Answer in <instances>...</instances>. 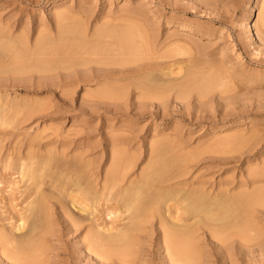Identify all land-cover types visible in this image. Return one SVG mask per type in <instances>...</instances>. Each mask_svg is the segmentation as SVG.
Segmentation results:
<instances>
[{
	"label": "rangeland",
	"instance_id": "rangeland-1",
	"mask_svg": "<svg viewBox=\"0 0 264 264\" xmlns=\"http://www.w3.org/2000/svg\"><path fill=\"white\" fill-rule=\"evenodd\" d=\"M20 2L27 9L23 16L12 10ZM60 10L61 13L58 12ZM56 12L66 15L67 19V15L71 14L73 20L69 18L66 22L65 16L58 19ZM55 21L61 22L62 26ZM124 27L128 34L124 33ZM112 28H116V32L120 29V33L114 34ZM64 29H68V33ZM96 29L105 35L112 32V38L118 34L126 41L128 38L127 42L131 45H125L128 51L122 57L126 59L125 55H128V61L132 59L133 63L126 66L152 67L153 76L144 77L142 81L149 84L145 85L152 90L154 85H157L155 90L159 86L162 88L157 89L160 93L156 91L153 96H143L141 90L144 92L142 87L146 86L140 88L133 85L129 82L132 79L121 81L122 84L117 82L123 87L124 96L103 99L104 104H101L102 101L92 104L89 94L107 90L111 85L100 82L59 86L57 78L56 95L48 91L51 88L54 90L55 86L49 88L44 83L46 79L36 72L12 74L8 70L16 64H37L36 59L40 57L25 53L28 49L29 52L37 49L36 42L42 41L43 36H46L43 41L51 37L58 40V45L55 43V46V41L49 39L50 44L65 48V44L77 43H74L75 39L71 40L76 35L78 41L79 31L83 30L91 36L98 31ZM60 34L70 36L66 35L68 38L61 42ZM0 35V234L11 233L16 237L26 233L27 236L33 234L29 237L31 240L40 238L33 255L26 254L16 260L8 252L10 247L0 237V264H264V204L261 201L252 210L250 230L227 239L214 231L218 222L211 219L213 215L209 222L210 216H206L205 222L202 213L200 217V213L197 215L192 211L190 214L186 208L184 213L179 211L185 218V226H190L192 230L190 232L188 227L182 229L185 232L181 238L185 240L188 237V241L180 238L183 231L178 233L180 241H183L181 249L186 251L182 261L178 262L172 256L173 249L167 246L168 227L174 221L163 206L164 200H161V206H157L159 212L155 206L156 211L153 208L146 211L147 218H140L142 214L139 215L140 220L145 222L138 218L140 229L134 232L136 240L132 249L119 252L107 245L92 244L90 236L98 225L113 227L112 231L125 227V223L130 221L129 212L120 208L116 214H107L106 205L96 204L100 209L87 214L79 211L78 204L74 208L71 197L66 191L61 192L58 185L57 188L46 185L53 176L57 179V175L62 176L60 172H65L62 170L68 163L61 155L58 162L52 165L56 168L51 167L50 171L45 168L43 171L45 174L54 169L60 171L61 168L58 173L51 172L57 175L52 176L48 172L50 178L46 177L49 180L43 175V187L51 189L54 196L51 199L53 202L47 205L46 215H42L43 212L40 216L39 212L31 214L28 210L32 198L27 196L26 177L21 174V167L31 163L28 155L37 149L38 143L63 139L71 142V147L74 141L83 145V150L88 149L85 161L90 163V167L100 168L103 174L111 168L116 153L115 157L120 158L121 165L130 167L129 179L137 180L145 173L154 175L158 167H165L169 176L182 160L185 175L178 179H184L187 185L193 183L192 187L203 183L207 188H212L211 185L217 188L219 183L227 182H232L231 186H234L241 180H251L255 171L264 169V0H0ZM111 36L106 37L107 40L105 38L107 43L104 47H111L108 43ZM10 39V44L16 40L23 43L10 46L5 43ZM66 41L69 43L64 44ZM22 44L27 46L26 52ZM113 48L108 51L116 54L118 49ZM38 61L41 62V59ZM218 73L223 85L212 84L213 88L200 94V87L198 90L196 86L198 81ZM216 80L214 82L219 83ZM193 82H197L192 85L197 87L195 89L190 86ZM184 85L185 95H182L179 88ZM164 89V92L161 91ZM59 97H65L66 101L61 102ZM252 133L256 137L250 139ZM232 136L235 137L232 139ZM239 136L242 140L237 138ZM226 137L228 142H222ZM112 139L116 140L114 146L111 145ZM53 147L50 144L44 146L42 155ZM59 147L62 152L68 153L66 160H73L76 156L59 144L55 147L58 153L61 152ZM152 157L154 162H150ZM61 159H64L63 166ZM34 161V165L38 164L37 159ZM170 162L175 164L172 163V166ZM259 185L264 186V181L253 187ZM180 194L176 197H181ZM187 201L186 198L181 203L186 204ZM111 202L109 200L108 203ZM89 205L92 204L89 202ZM218 208H214V219H220L223 213L224 209L220 207V212ZM81 219L83 223L75 224ZM31 224L34 225L31 227ZM17 226L21 228L16 230ZM30 228L38 234L34 235L30 230L32 234L28 235ZM40 241L44 244L42 250ZM187 242L190 244L188 247Z\"/></svg>",
	"mask_w": 264,
	"mask_h": 264
},
{
	"label": "bare ground",
	"instance_id": "bare-ground-1",
	"mask_svg": "<svg viewBox=\"0 0 264 264\" xmlns=\"http://www.w3.org/2000/svg\"><path fill=\"white\" fill-rule=\"evenodd\" d=\"M12 10L15 11L18 15H22V16H23V14L25 15V13L27 11L26 7L21 5V2L19 5L15 4L14 9H12ZM73 10H72V13H73ZM64 11H66V9H64ZM58 12L61 13V10ZM81 13L84 15L83 12H81ZM64 14H58L57 13L58 17L60 16L61 18L62 17L64 18V16H65L64 19H66V22H67L69 20L71 14L67 15V16H69L68 19H67L66 15H64ZM57 15L55 17H57ZM60 17L58 19H60ZM72 18H70V20H73ZM85 19H87V17H85ZM55 22H57V21H55ZM57 23H60V25L62 26L61 22H57ZM81 24L83 26V23H81ZM102 24H105V23H102ZM73 25L76 26V24H74V23H73ZM115 25H117V24H115ZM115 25H114V27H115ZM118 27L119 26L117 25V28ZM104 28H105V26H104ZM124 29H125V27H124ZM66 30H68V29H66ZM66 30H65V32H66ZM77 30H78V28H77ZM96 30H98V29H96ZM108 30L110 31V29H108ZM114 30L117 31V29L115 28L112 30V32H114V34L120 33L119 32L120 29L118 30V32H116ZM105 31L106 30L104 29V32ZM62 32H64V31H62ZM73 32L76 33L77 31L75 32V29H73ZM112 32L110 33V35L112 34V36L110 38L113 40L111 41V39H110L108 41V43H110V45H111V47H108V48L104 47V45L107 43L106 40L108 38H106V37H109L110 35L106 34L107 35L106 36L105 35L106 32L103 33L100 30L94 32L93 34H91V36H90V34L87 35L83 30L79 31L78 41H76L77 40V38H76L77 33L75 35V38H73L74 35H72L73 39L71 40L73 42V40L75 39L74 43H76V42L77 43L76 44L70 43V44L66 45L65 43H69V41L68 42L66 41V42H64L65 48H58L59 46L55 47L57 44L56 42L58 40L55 41V40L51 39V37L49 38L50 35H48L47 38L55 41V42L52 41L53 44L56 43L55 46L52 43L50 44L47 41L49 39H47L46 41H43V39L46 38V36H43L42 41L38 40V42H36V45H35V47H37V49L35 48L36 51L33 49V52L32 51L29 52L30 49H28L29 51L26 52L27 46L26 47L24 46L25 43H24V45L22 44L25 47V52H26L25 54H28L29 56H33L32 55V53H33L37 57H40L39 59L38 58L36 59V61L38 63L35 61L37 64L33 63L29 66H24V64L23 65L16 64V65H14V67L12 66L13 68L11 67L12 69L9 67L8 70L10 69L9 71L12 74H22V73H33L34 74L36 72L40 77L43 76L46 79V80H44V83L46 82V84L49 85L48 86L49 88L55 86V89L53 88L54 90H52V88L49 90L47 89V90L53 94H56V95H57V92H56L57 78H58V85L59 86L60 85H68L70 83L93 84V83H100V82H104V84L111 85L110 87L108 86L109 89L107 88V90L104 89V91H100V92L96 91L95 93L93 92V93L89 94L90 99L92 98L90 100V103H92V104H100V102L103 99H114V98H118V96L122 97V96H124L123 87L118 86V84L119 85H120V83L122 84L121 81H125V82L127 81L128 82V80L133 79L132 81H129L130 83L132 82L131 84L142 87L145 84H147V83H145V84L143 83L144 81H142V78L144 80V77L145 78L152 77L153 76L152 72L154 71V69L152 70V67L150 69L149 66H140V67L128 68L126 65L127 64L131 65L133 63L132 59L130 61H128L130 59L128 57V55L127 56L125 55L126 59H123L122 56H124V53L128 51L126 49V47L128 46V44H130V43H128L129 39L127 38V36H129V35H127L129 31L127 30V32H126V29L124 31V33L125 32L127 33L126 34L127 36L126 35L125 36H126L128 42L123 37L120 38L121 35L119 36V34L114 35V38H112L113 37ZM8 33H10V31H8ZM66 33H68V32H66ZM70 33L71 32L69 30V34ZM69 34L68 35L65 34V37L68 38L67 36H70ZM62 35H64V34H62ZM1 36L2 35H0V37ZM61 36H60V38H61ZM116 36L117 37L119 36L118 39ZM65 37L62 36L61 42H63V40H65L64 39ZM69 38H71V37H69ZM105 38H106V40H105ZM12 39L14 40V38H12ZM12 39H10L8 42H5V43L10 44ZM16 41L19 43H23L22 40H16ZM17 42L13 43V41H12V44L16 45ZM19 43H17V45ZM12 44H10V46ZM20 45L21 44H19V46ZM108 45H106V46H108ZM125 45H127V46H125ZM112 46H114L115 48L118 49V52L116 53L118 55L110 53L112 51ZM13 47H14V45H13ZM103 48H106V49H103ZM109 48L111 49L110 52L108 51V50H110ZM115 48H113V50ZM21 50H22V48H21ZM113 53H115V51ZM40 59H41V62L38 61ZM219 74L220 73L215 74V75L214 74L208 75L209 78L213 77V78H210V80L208 79V81H207L208 77L204 76L203 79H200V80H202V82L199 80L200 83H199V81H198V84H197V82H195V83L193 82V83H191L190 86L194 88V86H192V85L197 84L196 86L200 87V94H205L208 90L211 89L210 87L213 88V86L221 85L223 83V82L220 83L221 81L219 79H220L221 75H219ZM217 75L219 76V78ZM211 79H213V80L215 79L214 81H217L216 79H218L220 84L218 82L216 84V82H214ZM204 80L206 81V83ZM117 82H120V83H117ZM116 83H117V85L115 86ZM201 83L206 85V87L203 86ZM46 84H44V86ZM180 84H182V83H180ZM183 84H185V83L183 82ZM212 84H214V85L212 86ZM39 85H42V84H39ZM126 85H130V84L127 83ZM148 85L149 84H147V86ZM147 86L142 87V89L144 88V92L141 90V95L143 93V96L150 97V96H153L156 93V91H157V93H160L157 90L159 88V86L156 90L154 88L157 87V85L153 86V84H152L153 90L151 89V87H147ZM38 87H40V86H38ZM179 87H180V85H179ZM197 87H195V88H197ZM199 87L197 88L198 90H199ZM202 87H205V88H202ZM181 88H179V90H182L181 91L182 95H185V85L183 86L184 89L183 88L181 89ZM39 89H41V88H38V90ZM159 89H162V88H159ZM165 89L167 90V88H165ZM165 89L161 90V91L164 92ZM177 89H178V86H177ZM163 92H161V93H163ZM179 93H180V91H179ZM182 95H180V96H182ZM59 100L61 102L66 101L65 97H59ZM102 103H103V101L101 102V104ZM151 112L154 115V111H151ZM50 115H51V113H50ZM235 136H237V135H235ZM235 136H232V139ZM253 136H255V135H253V133H252V135L250 137L249 136L248 137L250 139L251 138L253 139L254 138ZM240 137L242 138V136H239L237 138H240ZM240 139H238V140H240ZM250 139H247V140H250ZM225 140H223V141L221 140V141L222 142H228L229 139L226 137ZM235 141H237V140H235ZM235 141L232 140L231 142H235ZM123 142H125V141H123ZM73 143H75V144L71 147V142H68L66 140H63V139L62 140H51V141L47 142L46 144L38 143L37 149H34L32 153H29L28 157L33 162L32 161H31V163L27 162L28 164L25 163V165L21 167V169H22L21 174L23 177H26L27 196H28V198H32L31 202L29 203L28 210L31 212V214L32 213L36 214V212H39V216H40L41 212H43L44 214H42V215H46V213L48 212L46 210H47V208H49V207H47V205H49L51 203L52 197L54 198L53 193H51L52 191L50 189L51 185H52V188H55V186L57 188V185H58V189L60 187L61 192L66 191L68 193V196L71 197V199L73 201L72 206L74 208L76 207L77 204L80 205L79 211H81V212H85L87 214L88 213L93 214V210L96 211V210L100 209L96 206V204L98 206L99 205H101V206L106 205L107 210H109V212L107 214H112V213L116 214L118 212L117 210H120V208H123L124 210L123 209H121V210H123L126 213L129 212L128 218L130 219V221L128 224L127 223H125L126 225L124 224L125 227L122 226L123 228L120 227L119 229L117 228V229H115V231H112L113 227L102 226L103 227L102 228L101 225L100 226L98 225L96 228L97 230L95 229L93 231L94 233L92 232L93 235L90 233L92 235V236H90V241L93 240L92 244H96V245L99 244L97 246L107 245L108 247L110 246V248L113 247L114 249H116L119 252L130 251L132 249V246L134 245V240H136L135 239L136 237L134 238V234H135L134 232H137L140 229V223L139 222L141 220H143L142 221L143 223L145 222L144 219L140 220V218H142V216L145 218H147L149 216V215L147 216V212H146V211H148V209L153 208L156 211V208H157V211H158L159 208L157 206H159V204L161 206L162 205L161 200H164L163 202H165V203H163V206H166L168 214L173 219L172 222L174 221L173 223L171 222L172 224H170L169 225L170 227H168V229H169L168 233L169 234L167 235L168 236L167 237V246H169L170 248L173 249L172 256H174L175 260L178 262H181L183 259V255L186 252V251L183 252L182 251L183 249H181V248H183V241H188L187 240L188 237H187V239L185 237V240H183L181 238L182 234H184V232H185V229L184 230H182V229L188 227V230L190 232L192 229L191 228L189 229L190 226H187V225L185 226V224H184L185 218H183L182 214L179 213V211H183L182 213H184V212H186V209H187L190 211L189 212L190 214L192 211L194 213L197 212V215H198V213H200L199 214L200 217H201V213H202V215L204 216L202 219L205 220V222H207L206 219L209 215L210 217L208 218L209 219L208 222L211 219L218 222V223L215 222L218 225H215L216 227L214 226L215 227L214 231L218 232V235L220 234L221 237L223 236L227 239L231 235L233 236L235 234H239V233L241 234V233L246 232L247 230H250L251 215H252V210H253L255 204L256 203L259 204V201H261V203L264 204V186L259 185V186L253 187L256 184L264 181V169H261V168L260 169L262 170V172H261V170L255 171L251 180H247V181L241 180L240 182H238L234 186H231L232 182L219 183L217 185L218 189L216 187L213 188L214 186H212V185H211L212 188H207L205 186V184H203V183L199 184V187H192L194 185L193 183L191 185H187L185 183L184 179L179 180L178 178H181L182 176L185 175V169H186L185 166L184 167L181 166L182 160H180V161L177 160V161H179L178 162L179 165H178V163L176 164V166H178L177 169H175L176 166H174L173 169H175V171L172 174H170L169 176L166 175L167 173L165 171V169H166L165 167L164 168L158 167L159 169H157L154 172L155 176L153 174L145 173L144 175L140 176L138 179L136 178L137 180H134V179H129L127 177L128 172L130 171V167L121 165L120 158L115 157L116 153H115V156L113 157V162H112V165L110 166L111 168L110 169L108 168L109 170H106L103 174V171L100 170V168H99V170H100L99 171L98 169H95L94 167H90V163L85 161V159L87 158V157L85 158V155L88 153V149L83 150L82 149L83 145L81 146L79 144H76V142H74V141L72 142V144ZM114 143H116V140L112 139L111 145L114 146L115 145ZM49 144L53 145L54 149L53 150L49 149L47 154L42 155L41 151H42L43 147L47 146ZM58 144L62 148L63 147L66 148V150L69 149L70 153L76 155V156L72 155V156H75L73 158V160H70V161L66 160L68 157V153L62 152L60 147H59V151L61 150L60 153H58V151L55 150V147L57 148ZM31 146L34 147V144H32ZM64 151H65V149H64ZM117 152H118V150H117ZM120 152H119V154H120ZM165 153H167L166 150H165ZM59 155H61V158H64L65 161H67L68 165H67V167L65 166L66 169L63 168L62 171H65L64 173L60 172L61 168H59V167L58 168L60 169V171H57V169L53 170V171H56L57 173L60 172V174L62 175L60 177L57 175L56 172H54L53 175H57V179H56V177L54 178V176L51 174V172H53V171H51V172H49V171L51 170L52 165L54 166L53 163L56 161L58 162ZM165 155H167V154H165ZM120 156H121V154H120ZM111 157H112V155H111ZM176 158H178V157H176ZM176 158H173L172 160H174V159L176 160ZM35 159H37V163H38V164L35 163L36 165H34V162H36V161H34ZM63 160L61 159V162L59 161L61 165H62ZM152 160H153V157L150 160V162ZM172 160L170 159L169 161H172ZM154 161H152V162H154ZM174 162H172L173 165L175 164ZM67 163H65V164H67ZM167 163H168V160L166 161V165H167ZM172 163L170 165H172ZM149 165H151V163ZM159 165H157V166H159ZM62 166H60V167H62ZM262 166H264V163H262ZM45 168H47L49 170V171H46L47 174L45 172L46 175L43 174V171L46 170ZM53 168H56V167H52V169ZM148 168H149V166H148ZM169 169H170V167H169ZM173 169H171V171ZM143 171L145 172L146 170H143ZM48 172L53 176V178L51 177L53 180L51 179L50 183H48L49 181L46 180L47 181L46 185L51 184L48 186L50 190H47L48 188L43 187V185L45 183L43 177L45 176L44 178H47L46 176H49V178H50V174L48 175ZM167 172H168V170H167ZM249 174H250V172H249ZM248 176H250V175H248ZM251 176H252V174H251ZM58 177H60V178L58 179ZM99 177L100 178L102 177L101 180H99ZM49 178H47V179L49 180ZM176 179H178V180H176ZM221 186H223V187L221 188ZM179 193H182V195L180 194L181 197L179 196V198H178V196L176 197V195H178ZM109 195H111L112 197L110 198ZM185 197L189 201V202L187 201L186 204L184 203L186 206L184 204H182L184 202V200H186ZM109 200H112L113 203L112 202L108 203ZM180 200L183 202L181 203ZM102 201H104V202H102ZM159 201H160V203H159ZM89 202H90V204H92L91 206L89 205ZM101 202H102V204H99ZM179 205H181V206L184 205V206L181 207ZM155 206H156V208H155ZM216 206L224 209L223 213L220 214L221 216H219L220 219H218V218L214 219V217H213L214 215H216L213 213L216 210L214 208H218ZM219 208H218V210L221 212L222 209L221 208L219 209ZM208 212H209V214H208ZM215 213H216V211H215ZM140 214H142V215L139 218ZM37 215L36 216L33 215V216L37 217ZM192 216L196 217L193 214H192ZM211 216H212V218H211ZM138 218L140 221L138 220ZM86 219L88 220V218H84L85 221H86ZM82 220L83 219H81L80 221H77V223H75V224H78V222L83 223ZM196 221H198V220H196ZM32 225H34V224H31V227H32ZM141 225H142V223H141ZM171 226H173V227L171 228ZM175 227H177V229H175ZM20 228H21L20 226L15 227L16 230H18ZM34 228H35V226H34ZM98 228L100 229L99 231H98ZM141 228H142V226H141ZM33 229L32 228L29 229V232H27L28 235H29V233L32 234L30 230H32L33 232L35 231ZM101 229H103V230H101ZM104 231H107L106 233H109V234H106ZM180 231H183V233L180 234ZM178 233L180 234V238L183 241H180V238L178 237L179 236ZM186 233L188 234L187 230H186ZM25 234H22V236H16V237L11 235V233H8V234L7 233L6 234L1 233L0 234L1 239L7 244L8 247H10V248H8V252L16 260H19V259L25 257L26 254H28L29 256L33 255L32 253H35L36 252L35 250L37 249L36 245L37 244L39 245V243H36V242H37V239L40 240V238L36 237V238H33L31 240L30 236H32L33 234L30 236H27ZM37 234L38 233L34 232V235H37ZM189 234H191V233H189ZM178 238H179V241H178ZM34 239H36V241ZM94 240H95V243H93ZM96 242H98V243H96ZM189 242H190V239H189ZM189 242H187V244H189ZM180 244L182 245V247L181 246L179 247ZM187 244H186L187 247L190 246V244L189 245H187ZM42 246H44V244H42V242L40 241L41 250H42V248L44 249V247H42ZM186 246H185V249H186ZM178 248H180V249H178ZM188 250H190V249L188 248Z\"/></svg>",
	"mask_w": 264,
	"mask_h": 264
}]
</instances>
